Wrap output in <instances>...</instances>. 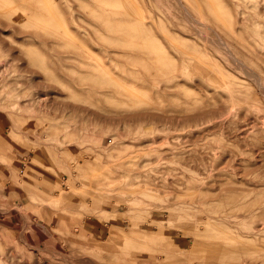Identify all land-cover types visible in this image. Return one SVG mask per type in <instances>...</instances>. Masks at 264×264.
<instances>
[{"label": "rangeland", "instance_id": "obj_1", "mask_svg": "<svg viewBox=\"0 0 264 264\" xmlns=\"http://www.w3.org/2000/svg\"><path fill=\"white\" fill-rule=\"evenodd\" d=\"M0 264H264V0H0Z\"/></svg>", "mask_w": 264, "mask_h": 264}, {"label": "bare ground", "instance_id": "obj_2", "mask_svg": "<svg viewBox=\"0 0 264 264\" xmlns=\"http://www.w3.org/2000/svg\"><path fill=\"white\" fill-rule=\"evenodd\" d=\"M213 4H214V2H213ZM200 115H201V113L199 112L198 115H197V117L199 118ZM141 117L144 118L143 116H141ZM152 118H153V119H160L161 117H159L158 115L155 114V115L152 116ZM180 118H181V119H180ZM180 118H178V120L184 123V122H185V118H184V117H180ZM168 119L173 121V120L175 119V117H174V116H169ZM175 120H177V119H175ZM186 120H187V119H186ZM101 176H102V175H101ZM210 199H212L211 196H210ZM204 221H205V220H204ZM205 224L209 225V222L206 221ZM210 225H211V222H210Z\"/></svg>", "mask_w": 264, "mask_h": 264}]
</instances>
